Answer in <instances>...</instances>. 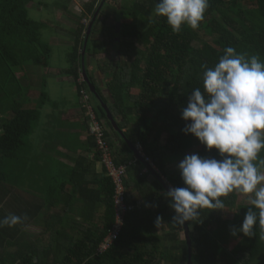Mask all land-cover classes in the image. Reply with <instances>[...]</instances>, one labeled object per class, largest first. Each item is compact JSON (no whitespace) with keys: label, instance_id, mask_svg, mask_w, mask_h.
<instances>
[{"label":"trees","instance_id":"16d2710c","mask_svg":"<svg viewBox=\"0 0 264 264\" xmlns=\"http://www.w3.org/2000/svg\"><path fill=\"white\" fill-rule=\"evenodd\" d=\"M103 1L90 0L85 5L73 31L69 66L60 73L75 83L85 112L82 127L89 135V106L100 121L107 118L103 106H94L95 96L86 82H80L89 25ZM32 2L0 0V205H4L0 208V218L10 214L12 188L21 187L26 178L25 158L19 162L17 156L30 145L43 108L47 104L58 106L43 82L44 89L38 93V100L29 98L31 103L35 102V108H24L30 89L24 62L47 68L51 57L48 45L43 46L40 41L46 24L30 18L28 6ZM157 2L159 0H107L88 38L86 66L89 55L96 57L101 52L96 41L101 34L102 51L111 49L117 54L115 62L98 66L106 81L104 88L108 96L104 97L103 88L94 82L98 95L104 98L126 137L134 145L142 146L144 154L170 187H184L180 171L168 170L170 165L190 154L218 160L221 157L215 149L208 151L194 135L184 134L182 129L186 122L181 118V109L186 107L188 95L194 89L203 91L202 66L214 67L227 47L249 56L259 55L264 60V0H209L200 26L193 30L184 25L179 33L172 31L166 18L155 15ZM112 4L116 14L109 22L107 11ZM84 18H89V24L82 23ZM14 68L22 72L21 77H17ZM7 79L18 82L17 91L12 90L14 83L9 89ZM133 90L138 93L132 94ZM7 98L13 99L8 105L12 110L9 119L5 118ZM105 139L116 165H127L134 159L122 138L118 145L105 131ZM89 141V151H95L92 159L81 155L71 172L50 175L48 179L50 193L58 196L56 202H51L52 216L42 217L43 206L39 205L28 221L0 228V264L188 262L189 247L187 241L180 238L184 225L172 223L175 212L165 197L166 190L151 172L137 180L129 177L125 180L128 203L138 206L141 201V208L127 215L119 238L103 253L99 252L115 224V186L106 176L104 167L103 174L96 173V166L101 163L100 152L95 138L90 135ZM259 155L264 158V151ZM136 165L144 166L141 161ZM133 166L129 167L128 175ZM41 168H35L36 183L42 178ZM58 178H61L59 182ZM60 199H66L64 207L59 206ZM221 199L225 203L223 210L204 208L196 220L187 221L192 264H264V240L259 239V227L253 237L242 233L234 237L230 231L241 226L250 205H238L237 192ZM235 210L233 219H224L227 212ZM20 211V216L25 214L24 209ZM157 216L162 217V235L155 233ZM31 223L42 230L34 240L23 230ZM232 243L235 244L229 249Z\"/></svg>","mask_w":264,"mask_h":264},{"label":"clouds","instance_id":"9594fccd","mask_svg":"<svg viewBox=\"0 0 264 264\" xmlns=\"http://www.w3.org/2000/svg\"><path fill=\"white\" fill-rule=\"evenodd\" d=\"M208 8L209 0H159L154 12L166 18L174 33H179L184 25L197 29ZM202 67L203 91L196 88L188 95L187 105L181 109V118L186 122L182 131L194 135L208 151L215 149L221 159L190 154L179 162L185 186L172 187L164 193L175 212L172 223L194 221L204 208L223 210L221 197L240 192L249 194L250 206L241 226L230 230L231 235L253 237L259 227V239L264 240V158L259 155L264 151V60L229 46L214 67ZM81 71L80 82H84ZM103 120L99 119L101 123ZM116 132H109L113 139L120 136ZM138 145L134 146L139 152ZM135 159L140 161L136 156L132 161ZM26 218L10 213L0 218V228L14 227ZM162 222V217L157 216L155 226L159 228Z\"/></svg>","mask_w":264,"mask_h":264},{"label":"rangeland","instance_id":"374dc122","mask_svg":"<svg viewBox=\"0 0 264 264\" xmlns=\"http://www.w3.org/2000/svg\"><path fill=\"white\" fill-rule=\"evenodd\" d=\"M90 0H33L32 3L28 6L30 18L34 21L41 22L46 24V27L41 30L42 36H41V44L48 45L50 48V59L49 63L50 65L46 68L43 66H35L31 62H24V66L26 67V70L28 72V83L30 84V89H28L29 97L26 98L24 102V108H35V102H30L29 98H35L38 100V93H40L43 88V82H46V92L50 93L49 96L53 98V100L58 104L57 108L53 107V105L47 104L42 110V117L39 121V126L37 130L34 132L32 139L30 140L33 150L35 152V155L37 156L38 153L41 152L42 149L46 150V148L41 145L42 140L44 137L42 136L43 132H57V127L52 125L50 126L48 117V111L53 112L54 114H59L60 111L64 110L65 108H69L70 100L71 98L74 99L75 102L78 104L77 95L74 93L76 92V88L74 87L75 83H70L68 79L62 78V75L60 73L64 72L65 69L68 68V56L70 54L71 46L73 45V31L77 28V19L78 17H81V15L84 13L85 5ZM115 8V5H110L107 14L110 16V21L115 18V11L113 10ZM83 24H89V18H84L82 20ZM98 49L101 50V52L95 57L89 56V66L90 69H94L93 65L94 62L98 61L99 64L103 66L105 63L115 62L116 60V51L115 50H105L102 51V38L101 34L96 38ZM38 45V44H37ZM39 46V45H38ZM43 56V55H42ZM21 57V56H20ZM16 71L17 77L20 75L22 76V72H18L17 68H14ZM92 72V71H91ZM21 73V74H20ZM1 74L2 70H1ZM106 78V75L104 76ZM10 78V77H9ZM20 79V78H19ZM64 80L65 82H59V80ZM3 80V78H2ZM8 80V87L11 89L14 83L15 86L12 87V90L17 91L18 82L15 83V81L12 83L11 79ZM105 81V79H104ZM103 81V82H104ZM6 82V80H5ZM3 82V83H5ZM101 82V83H103ZM106 82V81H105ZM23 89V87H22ZM39 89V90H38ZM42 89V90H41ZM30 90L34 91L31 92ZM137 90H133L132 94H137ZM36 94V95H35ZM4 96V95H3ZM36 96V97H35ZM108 96V93L106 94ZM13 99L7 98L5 100V111H7V115L5 118L11 115V111L9 110V103H11ZM37 102V101H36ZM94 106H100V102L96 99V97L93 98ZM96 108V107H95ZM10 111V112H9ZM9 114V115H8ZM48 125L49 127H46ZM55 128V129H54ZM52 133V134H53ZM25 150H23L24 152ZM44 151L41 153L43 155ZM44 161L41 163V165L44 164ZM152 161V160H151ZM153 163V162H152ZM178 164L174 163L168 167V170H179ZM36 165L38 164V160L36 161ZM148 169H146L147 171ZM157 170V169H156ZM166 182L167 180L161 175V173H158ZM61 180V178H58V182ZM28 182L26 181V185ZM45 186V185H44ZM47 187V186H46ZM45 191V188H42L41 192L43 193ZM238 195V205H249V194H243L240 192H237ZM47 197V196H46ZM58 199V196H56V200ZM44 200V198H43ZM234 212H227L224 215V219H233L235 213ZM38 231V229L35 230V233ZM155 233L162 235L164 234L163 228L160 227L156 229ZM181 240H186L185 234L182 232L180 234ZM168 245L170 243H167ZM235 243H232L229 245V249H232ZM188 262H177L175 264H187ZM164 264H170V263H164Z\"/></svg>","mask_w":264,"mask_h":264},{"label":"crops","instance_id":"0c3cea01","mask_svg":"<svg viewBox=\"0 0 264 264\" xmlns=\"http://www.w3.org/2000/svg\"><path fill=\"white\" fill-rule=\"evenodd\" d=\"M20 77V75H19ZM68 79L70 83H73V80L68 77H63ZM59 82H65L63 79ZM76 88V86L74 85ZM77 95L78 104L71 98L69 108H65L60 111L59 114H54L53 112H47L50 126L54 125L57 127V132H43L41 145H43L46 150L42 149L40 153L35 155L34 148L31 144L26 148V150L17 156L18 160L25 158L26 161V178L24 179V184L18 187H13L11 190V196L9 201V212L11 214L19 215L20 210H25V216L27 217L25 221H28V217L34 215L36 206H43L42 217L52 216L54 207L51 205V202H56V195L51 194V185L48 183L50 175H59L61 172H71L73 167H75V162L77 158L81 155L87 156L92 159L95 155V151H89V133L87 130L83 129L85 123L83 114L85 113L81 107V101L78 97V91L74 92ZM50 94V93H49ZM50 98H53L50 95ZM54 101V100H53ZM100 105H105V102ZM56 107V106H55ZM54 107V108H55ZM105 119V118H104ZM46 127H49L46 125ZM55 129V128H54ZM1 132V131H0ZM34 134V133H33ZM32 134V136H33ZM30 137V140L32 139ZM120 138V137H119ZM119 138L114 139L115 143L120 145L121 141ZM44 151L43 155L41 154ZM133 153V152H132ZM135 155L133 154V158ZM38 164L36 165V161ZM44 161V164L41 163ZM42 167V178L36 183V173L35 168ZM134 168L129 172L128 177L137 180L139 177L144 176L147 171L145 166L135 165ZM96 173L103 174V166L101 163H98L96 166ZM26 181L28 182L26 185ZM45 185V186H44ZM47 186V187H46ZM42 188H45V191L42 193ZM47 196V197H46ZM44 198V200H43ZM66 199H60L59 206L64 207ZM1 207H4L3 203ZM61 210V209H60ZM27 214V215H26ZM22 215L21 217H25ZM18 225V224H17ZM20 226V225H19ZM38 231L35 233V230ZM158 229V228H157ZM26 235L34 237H39L41 229L36 226L34 223L28 224L23 228ZM34 240V239H33Z\"/></svg>","mask_w":264,"mask_h":264},{"label":"built area","instance_id":"2783aa9c","mask_svg":"<svg viewBox=\"0 0 264 264\" xmlns=\"http://www.w3.org/2000/svg\"><path fill=\"white\" fill-rule=\"evenodd\" d=\"M85 100H88L87 95H85ZM87 115H89L90 117V135L95 138L97 149L100 152L101 165L106 171V176L111 178L115 186V224L110 231L109 236L104 240L103 244L100 247L99 252L103 253L109 248V246L114 243V241L119 238L127 215L134 212L136 209L141 208V203H139L138 206H134L128 203L127 188L125 185V180L128 178L129 167L131 165H135L137 163V159L127 165H116L112 155V149L105 139L104 127L99 121L96 113L90 106L88 107ZM138 150L142 154L143 158H145V161L151 164L153 168H155L152 161L143 153V148L140 144L138 145Z\"/></svg>","mask_w":264,"mask_h":264},{"label":"water","instance_id":"95a60500","mask_svg":"<svg viewBox=\"0 0 264 264\" xmlns=\"http://www.w3.org/2000/svg\"><path fill=\"white\" fill-rule=\"evenodd\" d=\"M107 0H104L101 3V6L99 7V9L97 10L95 16H94V21L91 23V25L89 26V30H88V34H87V39L85 41V45L83 48V52H82V69H83V74H84V78H85V82L88 85L89 89L91 90V92L94 94V96L101 102L103 103V100L101 99V97L98 95L95 86L91 83L89 77H88V73H87V67H86V51H87V46H88V38L89 35L91 33L92 27L94 22L96 21L101 9L103 8L105 2ZM103 108L107 114V119L103 120V124L105 126L106 129H108V131L113 135L115 131H117L119 133L120 136L123 137L125 143L127 144V146H129L130 150L135 154L136 158H138L143 165L148 169L149 172H151L153 174L154 177H156L158 179V181L163 185V187L165 188V190H169L171 187L168 184V182H166L157 172H155L152 167L150 165H148L147 163H145L144 159L140 156L139 152L137 151L136 147L134 146V144L132 142H130V140H128L122 130L118 127V125L116 124V122L114 121L110 111L108 110L106 105H103ZM108 121L111 123L112 128H110ZM184 225V234L186 236V241L189 247V256H188V263L187 264H192V249H191V237H190V231H189V227L187 224V221L183 224Z\"/></svg>","mask_w":264,"mask_h":264},{"label":"flooded vegetation","instance_id":"af4514ba","mask_svg":"<svg viewBox=\"0 0 264 264\" xmlns=\"http://www.w3.org/2000/svg\"><path fill=\"white\" fill-rule=\"evenodd\" d=\"M93 19H94V17H93ZM92 19V22L94 21ZM91 22V23H92ZM91 23H90V25H91ZM89 25V26H90ZM90 56V55H89ZM88 56V57H89ZM97 64H99L98 63V61H96V63L94 62V65H93V70L92 69H90L91 67L89 66V61L87 62V73H88V77H89V79H90V81H91V83L94 85V82L97 84V85H100L103 89H102V94L104 95V97H106L107 98V96H106V94H107V88H104L105 86H106V82H103L104 81V79H103V77L101 76V73H100V70L98 69V66L99 65H97ZM92 71V72H91ZM84 75V74H83ZM101 81L103 82V83H101ZM85 82V81H84ZM96 88V87H95ZM103 98V97H102ZM103 100H104V98H103Z\"/></svg>","mask_w":264,"mask_h":264}]
</instances>
